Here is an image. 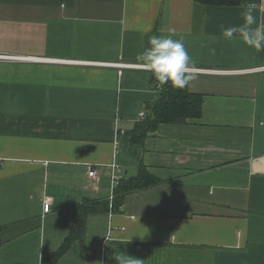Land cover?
<instances>
[{"label": "crops", "instance_id": "0c3cea01", "mask_svg": "<svg viewBox=\"0 0 264 264\" xmlns=\"http://www.w3.org/2000/svg\"><path fill=\"white\" fill-rule=\"evenodd\" d=\"M249 7L264 22V0H0V52L30 58L0 63V264H42L81 204L112 205L114 164L160 183L90 215L56 264H264V71L199 72L201 117L139 146L130 133L161 89L114 65H139L156 35L182 40L200 70L263 67L264 51L222 36Z\"/></svg>", "mask_w": 264, "mask_h": 264}, {"label": "trees", "instance_id": "16d2710c", "mask_svg": "<svg viewBox=\"0 0 264 264\" xmlns=\"http://www.w3.org/2000/svg\"><path fill=\"white\" fill-rule=\"evenodd\" d=\"M204 6H240L242 0H195ZM152 80L161 89L160 102L155 104L150 113H145V117L138 120L135 129L131 131L132 142L142 146L144 138L149 131L154 130L161 124H186L189 120L199 119L202 114L203 96L191 93L189 87L185 89H172L165 85L161 86L158 81ZM148 170L141 166L139 174L134 178L122 179L115 188L113 204L108 205L99 202L86 201L81 204L75 215V224L70 237L66 240L62 248L53 254H46L42 264H56L59 258L66 253L71 245L79 238H82L86 231V221L90 215L104 213L109 210L118 211L123 205L126 195L147 189L159 184ZM110 201V200H109Z\"/></svg>", "mask_w": 264, "mask_h": 264}, {"label": "clouds", "instance_id": "9594fccd", "mask_svg": "<svg viewBox=\"0 0 264 264\" xmlns=\"http://www.w3.org/2000/svg\"><path fill=\"white\" fill-rule=\"evenodd\" d=\"M241 16L243 23L224 28L223 38L242 43L256 52L264 51V22L258 23L251 7L242 11ZM148 44V47L137 53L135 59L161 86L167 85L176 90L185 89L198 78L200 69L182 40L173 39L171 36L153 35ZM115 260L117 264H141L139 259L129 255H116Z\"/></svg>", "mask_w": 264, "mask_h": 264}, {"label": "built area", "instance_id": "2783aa9c", "mask_svg": "<svg viewBox=\"0 0 264 264\" xmlns=\"http://www.w3.org/2000/svg\"><path fill=\"white\" fill-rule=\"evenodd\" d=\"M29 59L30 58L21 57V56L9 54V53L0 52V63H2V62L27 61ZM114 65L117 66V67L119 66L120 68L143 69L138 64H120V65L114 64ZM202 71H207V72H210V73H218V74H242V73H251V72L264 71V66L260 67V68H256V69H245V70H226V71H221V70H200V72H202ZM145 116L146 115H145L144 112L140 113L138 115V120H141ZM112 168H113V172H112V193H111L110 201H113L115 188L119 185L120 181L122 180V177L115 173V171H116L115 164L112 166ZM89 176L92 177V178H95L96 177V171L94 169H90ZM49 210H50V206L49 205H45L44 212L48 213Z\"/></svg>", "mask_w": 264, "mask_h": 264}]
</instances>
